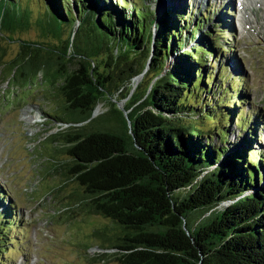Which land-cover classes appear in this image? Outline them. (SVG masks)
I'll list each match as a JSON object with an SVG mask.
<instances>
[{"label": "trees", "instance_id": "1", "mask_svg": "<svg viewBox=\"0 0 264 264\" xmlns=\"http://www.w3.org/2000/svg\"><path fill=\"white\" fill-rule=\"evenodd\" d=\"M82 1L0 0V33L20 34L15 38L21 48L34 43L52 55L81 56L80 68L68 72L56 58L20 53L7 63L5 79L18 81L11 83L13 95L29 87L43 102L62 106H39L46 120L79 123L91 118L99 94L114 85L101 71L90 72L101 64L100 54H106L107 69L121 62L125 86L150 58V81L157 78L127 101L130 126L123 116L118 128L51 135L72 161L66 173L83 190V210L107 218L120 234L111 247L117 262L264 264V144L257 139L260 123L248 115L242 76L222 62L231 53L228 36L222 39L229 50L217 52L215 39L225 25L204 29L206 12L199 13L191 0H170L153 41L151 9L160 0H150V6L140 0ZM58 24L65 26L62 35L45 34H55ZM75 27H88L86 43L76 45ZM211 58L215 66L208 64ZM137 59L142 64L135 69ZM35 99L25 93L17 102L22 107ZM152 164L166 177L161 187ZM161 189L171 195L175 214ZM7 198L0 190V264H10L1 257L13 240L19 242L11 235L22 225Z\"/></svg>", "mask_w": 264, "mask_h": 264}, {"label": "rangeland", "instance_id": "2", "mask_svg": "<svg viewBox=\"0 0 264 264\" xmlns=\"http://www.w3.org/2000/svg\"><path fill=\"white\" fill-rule=\"evenodd\" d=\"M255 1L258 0H251V4ZM142 2L143 5L150 6V0H141ZM192 2L198 12L204 11L209 16L204 29H209L213 24L218 26L220 22L227 27L221 25L218 29L220 31L217 34L224 35H221L219 40L215 39L220 47L217 52L231 49L230 54L222 55V62H227L230 73L243 78V98L247 100L248 115L260 123L257 139L262 145L264 144V4H253L251 5L253 9H247L244 14L241 7L236 6L235 3L231 4L228 0H205L201 4L200 1L192 0ZM82 3L85 6L90 5L89 0H83ZM158 3L160 6H155V10L151 9L153 13H157L158 10L162 13V5L168 7L165 0H160ZM62 25L58 24V27L54 28L55 34L48 32L45 34L62 35L65 31V26ZM87 28L75 30L76 45L86 43L88 40L87 35L91 32ZM34 33L29 35H35ZM0 35L2 36L0 37V190L8 197L5 201L13 205L22 223L21 228L13 229L11 235L12 239H17L19 242L13 240V246L8 247V252L1 258L8 260L10 264H119L114 254L116 250L112 248L115 246L114 239L120 234L107 218L83 210L85 203L81 199L83 190L76 181L71 177L68 178L66 173L72 166V161L65 147L59 144L60 139L51 135L67 134L73 130H78L80 133L93 130L106 131L120 126V112L124 113V110H120L119 103L126 110V103L131 98L126 91L125 94L120 93L122 85L125 86V83L120 82L124 80V75L120 71L121 62L113 64L110 62V66L113 67L107 69L103 62L106 54H100L103 59L100 60L101 64H97L98 70L95 72L110 74L115 82L112 89H115L109 87V93L99 94L100 100L95 108V118L80 127L71 123L57 126L56 122L46 120L38 108L40 106L48 110L58 105L61 109L62 106L57 101L55 104L43 102L42 96H37L36 91L32 92L27 87L22 88L23 94L28 93L30 98L36 97V99L30 105L22 107L17 102L18 96L23 95L22 90L20 87L17 88V95H13L11 83L17 84L18 81L5 78L9 75L7 63L19 50V41L15 35L20 34H10L13 37L9 34L0 33ZM64 35H69V32H65ZM226 36L229 37H227L229 48L223 43L222 37L226 38ZM217 52L216 56L221 58V54ZM71 56L72 58H69ZM4 62L6 63L3 64ZM61 62L65 63L68 72L80 68L72 52ZM217 62L211 58L208 64L215 66ZM141 64L142 61L137 59L135 69ZM151 77L152 75L147 73L145 77L136 80L137 82L132 81L133 79L127 82L129 87L139 85L134 98L143 92L147 84L148 87L154 84V81H150ZM32 78L34 77H30ZM40 78L41 73L36 79ZM45 79L48 80L47 76ZM6 86L8 91H5ZM117 89L119 91L116 92ZM68 116V118L75 117L73 114ZM40 118L44 119V122ZM31 126L39 129L38 137L35 138L39 142L34 148L28 146L30 138L27 129ZM7 190L11 195L7 194ZM105 237L112 243L103 241Z\"/></svg>", "mask_w": 264, "mask_h": 264}, {"label": "water", "instance_id": "3", "mask_svg": "<svg viewBox=\"0 0 264 264\" xmlns=\"http://www.w3.org/2000/svg\"><path fill=\"white\" fill-rule=\"evenodd\" d=\"M169 1L170 0H165V2L166 3H169ZM139 2H141V0L139 1ZM146 2H148V1H145V3ZM161 10H158V12L157 13H153L152 14V16H151V18H150V20H152V40L154 41V37L157 35V34H155L156 33V25L158 24V22L160 21V19H161V16H162V13L160 12ZM162 11H163V8H162ZM75 30H77V27H75V29L73 28V34L72 35H75ZM0 37H2L1 35H0ZM152 45H153V43H152ZM151 45V46H152ZM27 49V50H26ZM26 49H23V48H21V46H20V43H19V50H18V53L17 54H27V56H47V57H52L53 59L54 58H56V59H58V61H59V66L61 65V66H63V68H65V63L64 62H61L62 61V59H64L66 56H62V54H60L59 52H56L54 55H52V54H50V53H48L49 51L48 50H50V49H48V48H45V47H42V46H40V45H38V44H34V43H30V47H28V48H26ZM151 50H153V47H151ZM16 54V55H17ZM69 58H72V56L71 57H69ZM74 58L78 61V62H80L81 61V56H79V55H75L74 56ZM148 62L150 63V58L148 59ZM147 62V64H146V66L145 67H143L142 68V73H140V74H138V75H136L135 77H133L132 79H130V80H132V81H136V79H141V77H145L146 75H147V73H150L151 72V69L149 68V63ZM69 63V62H68ZM82 63V62H81ZM79 69V68H78ZM92 70H98L95 66L93 67V68H91V73H93V71ZM118 71V70H117ZM100 72V71H99ZM108 73V72H107ZM100 75H103V76H105L108 80H112L113 81V79L110 77V74H106V72H101V74ZM107 75H109V77L107 76ZM157 78V77H156ZM156 78H154V80L153 81H155V79ZM118 79V78H117ZM117 81V80H116ZM114 82V81H113ZM137 82V81H136ZM114 84H115V82H114ZM111 87H113V85H111ZM137 87V85L136 86H133L132 85V87H131V85H130V87H129V85H126V86H122L121 88H120V93H122V92H127V93H129V95L128 96H132V93L137 89L136 88ZM130 90H132V92H130ZM119 91V90H118ZM99 100H100V97L98 98V100H97V104H96V106L94 107V109H93V111H92V113H91V118H89V119H87L86 121H82V122H79V123H71V124H78L79 125V127L80 126H82V125H84V124H87V123H89L90 122V120L91 119H94L95 117H94V112H95V108L97 107V105L99 104ZM115 100V99H114ZM116 102H118V100H115ZM119 105H120V110L122 111V110H124V113L123 112H120V115L122 114V116L121 117H123L124 116V119H126L127 118V114H128V112L125 110V107H122V104L121 103H119ZM116 111V110H115ZM114 111V112H115ZM127 120V124L130 126V120L129 119H126ZM151 171H152V173H153V175H154V177L156 178V184H157V186H159V187H161V185L160 184H165V182H166V177H165V175H164V173L162 172V170L159 168V167H157V166H155V165H153L152 164V166H151ZM161 193L162 194H164L165 195V197H166V200H168L169 202H170V207H171V209H172V212H174V214L177 212L176 211V207H175V205L173 204V201H172V198H171V195L166 191V190H164V189H161ZM182 229H183V233H184V235L186 236V237H189L190 236V232L188 231V229H187V227H186V224H185V221L183 220V223H182ZM200 264V263H199Z\"/></svg>", "mask_w": 264, "mask_h": 264}, {"label": "built area", "instance_id": "4", "mask_svg": "<svg viewBox=\"0 0 264 264\" xmlns=\"http://www.w3.org/2000/svg\"><path fill=\"white\" fill-rule=\"evenodd\" d=\"M27 121L29 123H32L29 120H27ZM39 122H41V121H39ZM34 124L36 125V122H34ZM56 125L57 126H60V125L66 126L67 124L66 123L65 124L64 123H57ZM34 127L35 126H31L29 129H27V134H28V136L30 138V141L28 143L29 148H34L36 146V144L39 142V141H36V139H35V138L38 137L37 134L39 133V129L37 127L36 128H34ZM32 134H35V135H32Z\"/></svg>", "mask_w": 264, "mask_h": 264}, {"label": "bare ground", "instance_id": "5", "mask_svg": "<svg viewBox=\"0 0 264 264\" xmlns=\"http://www.w3.org/2000/svg\"><path fill=\"white\" fill-rule=\"evenodd\" d=\"M195 1H200V3H201V2H203L205 0H195ZM259 1L260 0H258L257 2H259ZM235 2L238 5V7H241V10L243 9L244 13H246V11H245L246 7H249V5L251 4V0H235ZM261 3L264 4V0H261ZM136 80H139V78L136 79Z\"/></svg>", "mask_w": 264, "mask_h": 264}]
</instances>
